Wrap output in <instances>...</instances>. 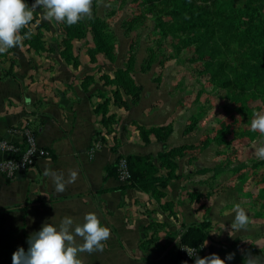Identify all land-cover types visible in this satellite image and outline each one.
<instances>
[{"label": "crops", "instance_id": "crops-1", "mask_svg": "<svg viewBox=\"0 0 264 264\" xmlns=\"http://www.w3.org/2000/svg\"><path fill=\"white\" fill-rule=\"evenodd\" d=\"M61 40L42 39L40 51L22 40L0 54V137L17 141L10 129L28 125L35 131L37 144L49 152V157L38 159L11 181L0 175V264H12V254L18 248L26 252L27 239L45 223L59 228L69 217L74 228L82 225L89 213L110 229V239L103 242V251L78 254L81 264H183L179 235L204 220L211 223L201 246L206 254L218 253L242 236L241 229H231L235 211H226L229 197L191 199L194 193L207 194L209 187L200 184L198 177H187L191 169L182 161L174 178L156 184L159 197L138 188L122 189L113 170L118 157H155L163 144L140 134V124L152 123L142 115L140 105H114L109 87L97 80L83 40L72 42L78 60L75 66L61 56ZM93 75V82L83 84L84 78ZM105 100L103 118L96 109ZM95 142L100 143V149L90 154ZM185 142L174 131L165 147L168 150ZM5 158L0 152V161ZM45 169L62 173L65 180L76 172L77 178L57 193L44 175ZM108 169L112 172L107 173ZM167 172L159 169L154 176L166 179ZM75 243L83 241L77 237ZM229 250L244 258L239 246ZM224 256L221 253L219 257Z\"/></svg>", "mask_w": 264, "mask_h": 264}, {"label": "rangeland", "instance_id": "rangeland-1", "mask_svg": "<svg viewBox=\"0 0 264 264\" xmlns=\"http://www.w3.org/2000/svg\"><path fill=\"white\" fill-rule=\"evenodd\" d=\"M42 12L24 29L63 39L66 24ZM80 23L98 82L125 108L140 105L152 123L138 127L163 145L179 132L186 142L170 148L185 147L178 166L209 187V199L229 197L227 212L246 211L242 236L223 245L264 257V160L250 127L264 114V0H93Z\"/></svg>", "mask_w": 264, "mask_h": 264}, {"label": "clouds", "instance_id": "clouds-1", "mask_svg": "<svg viewBox=\"0 0 264 264\" xmlns=\"http://www.w3.org/2000/svg\"><path fill=\"white\" fill-rule=\"evenodd\" d=\"M93 0H34L29 7L24 0H0V54L19 46L22 40L30 38V34L20 35L23 28L34 19V13L42 8L41 19L45 21L63 22L73 26L80 21L91 18ZM251 121V131L259 132L260 147L255 151L259 160H264V114L254 113ZM44 175L51 179L54 190L62 193L68 184L74 183L76 172H71L65 180L62 173L45 169ZM235 216L231 229H244L249 223V216L239 205L234 208ZM83 243L77 245L76 238ZM110 239V229L101 226L94 213L84 216V223L73 228V220L65 217L59 228L49 223L42 225L41 230L35 232L27 239L29 245L25 252L18 248L12 254V264H81L78 259L80 253H93L103 251L104 243ZM189 257H195V264H225L231 261L235 253H229L222 260L215 253L200 258L195 248L186 251ZM244 264H264V257L255 256L251 252L244 253Z\"/></svg>", "mask_w": 264, "mask_h": 264}, {"label": "trees", "instance_id": "trees-1", "mask_svg": "<svg viewBox=\"0 0 264 264\" xmlns=\"http://www.w3.org/2000/svg\"><path fill=\"white\" fill-rule=\"evenodd\" d=\"M83 31L84 29L80 22H78L73 26L65 25L63 31V39L59 44L62 48L60 52L61 56L65 59V61L67 62L71 61L74 66L77 64L78 60L73 55L74 53H73L72 42L74 40H83L80 39L84 37ZM26 33L30 34V38L24 39V43L28 44L35 51L42 50L44 45L40 33H33L32 31L30 30L28 31L27 29L23 28L20 32V35L24 36ZM90 82H93L92 78L86 77L83 79V84L88 85L90 84ZM112 99L114 105L127 107V105L124 104V102L122 103L119 101L117 91L113 92ZM107 104H108V100H105L102 104H99V106L96 109V112L98 114L100 113L103 116V118L107 113ZM109 119H111V117L105 120V122L108 123ZM139 131L144 139H147L152 134V133L149 134L150 132L143 131V129L141 128H139ZM155 135L154 136L158 142H164V140L166 139L163 136H160V134H155ZM184 150L185 147H178L167 150L165 145H163V150L159 152L155 157L135 156V155L125 156V159L128 163L131 178L127 185L121 186L122 189L127 187L138 188L142 191H147V192L150 191L153 195L159 197L160 193L156 191V184L157 183L163 184L164 181L166 182L167 180L174 178V172L178 168L177 162L181 158V155L183 154ZM117 162L115 164V167L113 168V170L115 171V176L117 175ZM159 169H165L168 171L167 177H165L166 179H160L154 176V174ZM111 172L112 169L107 170V173H111ZM189 176H194V175L192 173L190 174L188 173L187 177ZM190 196L192 200L194 199L199 200L204 196H208L209 199V193L207 194L194 193L191 194ZM210 227H211V223L208 220H204L203 222L196 225H190L181 232L178 238V242L182 245H187L190 247H195V248L201 247L209 236ZM221 253H223L226 256L227 254L233 252L229 250V248H227L226 250L221 248L219 249V252L215 254L220 256ZM208 255L211 254H206L203 251L199 252L200 258H203ZM226 262L227 260L225 261V264ZM231 262L232 264H244V258L234 256Z\"/></svg>", "mask_w": 264, "mask_h": 264}, {"label": "built area", "instance_id": "built-area-1", "mask_svg": "<svg viewBox=\"0 0 264 264\" xmlns=\"http://www.w3.org/2000/svg\"><path fill=\"white\" fill-rule=\"evenodd\" d=\"M10 134L18 137L19 140L11 141L0 137V152L6 155V158L0 161V175L7 181H11L17 177L20 172L27 171L32 168L38 159L49 157V152L44 147H40L36 141L35 131L28 125L22 128H12ZM100 149V143L95 142L90 147V154ZM116 179L121 186L129 183L131 175L128 163L125 157H118ZM190 247L179 243L178 253L183 264H191L195 261V257H189L186 251ZM199 256L202 247L195 248ZM226 250L227 247L223 246Z\"/></svg>", "mask_w": 264, "mask_h": 264}]
</instances>
